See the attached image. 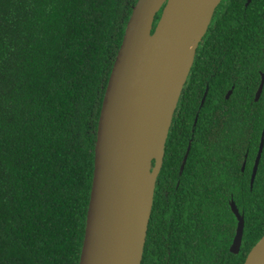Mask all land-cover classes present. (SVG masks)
<instances>
[{
    "label": "trees",
    "instance_id": "trees-1",
    "mask_svg": "<svg viewBox=\"0 0 264 264\" xmlns=\"http://www.w3.org/2000/svg\"><path fill=\"white\" fill-rule=\"evenodd\" d=\"M137 1L0 0V264H79L102 105ZM246 2L222 0L195 53L142 264H244L264 236V150L251 186L264 0ZM232 201L245 216L238 253Z\"/></svg>",
    "mask_w": 264,
    "mask_h": 264
},
{
    "label": "water",
    "instance_id": "water-1",
    "mask_svg": "<svg viewBox=\"0 0 264 264\" xmlns=\"http://www.w3.org/2000/svg\"><path fill=\"white\" fill-rule=\"evenodd\" d=\"M221 2L195 0L174 13L172 0H138L134 6L99 119L94 178L79 264H142L166 143L189 74L188 71L172 106L163 111L169 85L168 49L173 45L166 36L169 22L176 16L183 17L185 22L199 16L208 19L205 34ZM204 34L193 46V60ZM263 89L264 73L257 101ZM232 93L230 90L227 98ZM205 99L206 96L203 103ZM263 150L264 130L253 168L252 187ZM188 155L189 151L181 173ZM245 165L246 162L242 170ZM231 207L238 218L231 250L238 253L243 242L245 216L235 201ZM244 264H264V236L249 252Z\"/></svg>",
    "mask_w": 264,
    "mask_h": 264
},
{
    "label": "bare ground",
    "instance_id": "bare-ground-1",
    "mask_svg": "<svg viewBox=\"0 0 264 264\" xmlns=\"http://www.w3.org/2000/svg\"><path fill=\"white\" fill-rule=\"evenodd\" d=\"M174 8L172 13L178 9L191 5L195 0H172ZM183 17H172L169 22V30L166 34L167 39L171 40L173 45L168 49L169 68H168V89L167 98L163 111L168 110L177 93L185 80L189 68L193 61V46L204 34L208 19H201L196 16L195 19L186 21Z\"/></svg>",
    "mask_w": 264,
    "mask_h": 264
},
{
    "label": "flooded vegetation",
    "instance_id": "flooded-vegetation-1",
    "mask_svg": "<svg viewBox=\"0 0 264 264\" xmlns=\"http://www.w3.org/2000/svg\"><path fill=\"white\" fill-rule=\"evenodd\" d=\"M252 2V1H251ZM251 2H249L248 3V0H247V2H246V6H249L250 5V3ZM263 74V73H262ZM206 94H208V90L205 92V95H204V97H203V99L205 98V96L207 97V95ZM257 94V93H256ZM205 101H206V99H205ZM205 103V102H204ZM203 103V100H202V104H204ZM197 120H198V117H196V119H195V124L197 123ZM190 150H191V143L188 145V148H187V151H186V154H187V152L189 151V153H190ZM185 154V155H186ZM185 157V156H184ZM188 157H189V155H188ZM183 160H184V158H183ZM188 160V159H187ZM246 162V161H245ZM244 162V163H245ZM187 163V162H186ZM183 164V163H182ZM186 165V164H185ZM244 165V164H243ZM182 166V165H181ZM246 166V165H245ZM243 168V167H242ZM180 172H181V167H180Z\"/></svg>",
    "mask_w": 264,
    "mask_h": 264
}]
</instances>
